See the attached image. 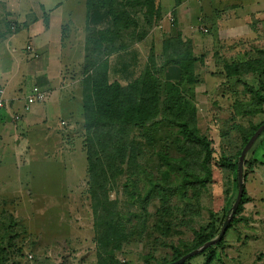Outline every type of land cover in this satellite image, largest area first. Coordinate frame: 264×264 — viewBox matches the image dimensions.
Returning <instances> with one entry per match:
<instances>
[{"label": "rangeland", "instance_id": "374dc122", "mask_svg": "<svg viewBox=\"0 0 264 264\" xmlns=\"http://www.w3.org/2000/svg\"><path fill=\"white\" fill-rule=\"evenodd\" d=\"M21 1L23 10L26 5ZM159 3L165 13L168 2L159 0ZM261 4V1L253 2L254 8L257 5L260 8ZM5 6L1 4L0 9ZM125 10L129 18L136 17L139 21L136 29L127 24L126 31L102 44L96 43L98 35L93 29L90 35L86 31L87 51L81 49V58L66 71V79L76 84L69 90L73 94L77 92L80 114L71 112L65 124L62 119L61 124L43 121L38 128L32 126L14 136L10 144L0 145L2 151L7 150V162L12 169V173L0 179V264H95L101 254L98 237L105 235V227L99 217L98 226L94 227L85 144L89 132L84 125L82 95L88 75L97 78L103 73V55L111 46H125L128 52L135 50L125 59L129 69L121 86L132 82L133 76L140 75L147 67L156 86L149 88L153 92L146 88L147 93L159 97L155 118L142 127L127 126V135L122 137L123 143L133 146L135 159L130 156L127 164L106 171L109 205L107 211L100 206L99 214L106 218V213L109 215L111 211L114 214L110 216L119 221L120 231L118 228L111 232L121 239L120 248L114 251L116 259L127 264L171 262L172 247L181 251L193 249L194 232L208 224L210 214L229 211L236 198V170L231 172L221 167L219 160L222 156L236 158L244 137L264 120V105L248 91L256 88L252 75L226 78L224 69L228 72L225 65L232 62H241L237 64L239 72L249 71L248 66L258 69L264 64V12L251 20L250 29L243 26L224 34L229 38L226 41L201 30L198 34L202 36L201 45L206 53L200 54L194 51L192 41L179 39L180 33L171 38L165 36V24L166 28L175 26L176 31L174 23L160 21L155 27L157 24L152 19L150 24L144 22L147 12L141 6ZM10 23L12 27L13 22ZM156 32L158 39L154 38ZM141 33H145L143 41L150 46L149 50L137 41ZM73 35L77 38L76 33ZM81 36L84 37V30ZM152 39L158 41L151 42ZM214 51L217 55L211 57ZM219 71H222L220 77L216 75ZM112 78L107 76L109 82H113ZM138 91L135 94L132 91L137 104ZM34 106L40 108L43 103ZM16 115L19 116L15 113L14 121L20 119H15ZM42 120L40 117L36 122ZM179 120L186 121L198 135L210 140L214 150L210 176L204 175L201 167L200 148L186 142L172 123ZM21 137L28 143L19 149L14 139ZM246 160L244 187L248 201L240 214L235 215L239 221L215 249L211 264H262L264 260V131L247 152ZM27 166L32 170L27 171ZM197 176L200 178L193 181L192 177ZM204 178L206 183L198 184ZM147 193V212H143L141 199ZM19 249L21 253L17 252ZM204 259V254L197 255L183 264H203Z\"/></svg>", "mask_w": 264, "mask_h": 264}, {"label": "crops", "instance_id": "0c3cea01", "mask_svg": "<svg viewBox=\"0 0 264 264\" xmlns=\"http://www.w3.org/2000/svg\"><path fill=\"white\" fill-rule=\"evenodd\" d=\"M20 1L0 0V6L7 5L0 9V112L3 113H0V145L5 146L13 141L14 136L22 134L32 126L38 128L43 125V121L51 124L59 123L62 119L65 124L68 114L81 112L77 92L74 90L73 94L72 90H69L76 85L75 81L66 79L68 75L65 74L76 63L75 60L81 58V49L85 51V32L89 24L86 0H24L26 7L23 10L20 8ZM166 1L168 3L165 13L161 5V23H174L177 29L175 31V26L166 28L165 24V36L173 37L180 33L183 40L192 41L194 51L200 54L206 53L203 49L205 46L201 45V30L210 31L214 38L226 41L229 38L224 34L243 26L250 29L251 20L260 17L259 14L264 12V8H261L264 7V0H182L179 4H176L175 0ZM254 1H261L260 8L258 5L254 8ZM10 21L13 22L12 27L8 24ZM90 25L93 26L91 23ZM7 29L10 32H6ZM21 30L24 31L23 34H20ZM83 30L84 37L81 36ZM75 33L77 38H74ZM156 36L157 32L154 38L158 39ZM143 40L138 41L143 43L140 46L145 49L148 47L149 50L150 46H146ZM28 46L31 47L30 50H27ZM127 50L126 48L115 51L103 59L108 77L114 76L112 81L120 85L125 84L126 70L129 69L125 59L129 52L135 51ZM213 55H217V52L214 51L211 57H214ZM221 72H216V75L222 76ZM138 76L140 77L141 73ZM138 76H133V80ZM35 85L42 87L46 92L43 106H34L31 112L22 114L24 97ZM15 113L20 116L17 121L13 120ZM40 117L43 120L36 122ZM6 122L10 128L6 126ZM14 140L18 148L28 143L25 137ZM1 152L0 179L12 173L7 162V150ZM19 157L17 158L20 160ZM29 170L32 168L27 171ZM22 182L20 178V183Z\"/></svg>", "mask_w": 264, "mask_h": 264}, {"label": "trees", "instance_id": "16d2710c", "mask_svg": "<svg viewBox=\"0 0 264 264\" xmlns=\"http://www.w3.org/2000/svg\"><path fill=\"white\" fill-rule=\"evenodd\" d=\"M181 1L182 0H175V3L179 4ZM86 5L87 23L89 22V24H87L86 31L88 35H90V29H93L92 31H95L98 35L95 41L96 43L99 42L100 44L111 42L114 38V35H119L122 30L126 31L128 26H133L132 28L136 29L139 21L136 20V17L129 18L131 16L125 10L127 7L133 8L141 6L143 9H145V13L147 12L145 14L147 18L144 22L150 24L153 20L157 24L155 27L159 25V22L162 19V10L159 0H86ZM90 23L93 24V26H91ZM178 36L179 39L182 40L180 35ZM145 38V33L138 34L137 41H141ZM85 42V51H87V35ZM124 48L125 46H111L107 53L103 55V59L108 54L122 50ZM101 52L103 51L101 50ZM237 64H241V62H232L228 63V65H225V68L228 72H226L224 69V76L226 78H239L241 74L252 75L256 82V88L253 87V90L251 88L248 89V91L251 93V97H253L260 104L264 105V64L260 65L258 69H253V66H248L250 70L247 72H239L238 70L240 69H238L237 66L239 65ZM244 65L247 66V64ZM146 70L147 67L145 68L144 72L141 73L142 77L133 80L126 86H121L117 82H109L107 79L108 75L106 66L100 77L92 78L88 75L84 82L82 107L85 123L84 125L89 132V136L85 142L88 184L90 186L88 188L92 201V211L95 219L94 227L97 228L98 226L97 217H99V220L101 218L103 219L102 225L105 227V235H99L98 237V243L100 244L99 246H101L100 248L102 252L99 256L97 255L98 259L95 264H127V262H120L114 256V251L120 248L121 239L118 237L116 238V236H114V234L111 232L118 230L120 225L119 221L113 218V216H110L114 214L113 212L109 211V215L106 213V218H104L103 213L102 216H100L99 210L101 209L100 206H102V210L107 211V205H109L107 203V194L105 192V183L107 182L105 177L106 171L108 169L113 170L119 165L122 166L125 163L127 164L126 160H128L127 158H130V156L133 160L135 159L136 155L133 152V146L131 144L127 145L123 143L122 139L123 136L127 135L125 133L127 126H145L149 121L155 118L158 113L159 97L155 96L153 93H147L148 90L151 91V89H149L150 87L156 88V86L152 84L153 79L151 81V76ZM142 78L144 82L141 81ZM140 86H142L141 89ZM146 88H148V90ZM139 89L140 91H138ZM132 91L134 94L137 93V91L139 93L140 97H136L138 104L132 97ZM263 122L264 120L257 124L249 135L244 137L240 150L236 153V158L234 160L224 156L220 158L219 165L221 167L226 168L231 172L236 170L238 157L242 148ZM172 123L178 128V132L182 135L186 142L200 148L203 153L201 167L205 171L204 175L206 174L210 176V161L214 153L210 140H208L206 137L198 135L197 131L194 128H191V126H189V124L184 120H179ZM101 135L103 136L102 139L100 138ZM95 137L98 138L94 139ZM104 161L108 163L107 166L104 165ZM246 162L247 160L245 156L244 163L246 164ZM245 169L246 168L243 166L244 181L246 180ZM199 178V176L196 178L192 177L193 181H196ZM205 181L206 179L204 178L202 181H198L199 183L196 182V184L198 183L203 185L206 183ZM235 182H237L236 179ZM148 194L149 193H147L141 199L144 204L141 208L143 212H147L145 203L147 199L146 196ZM246 201L248 200L246 198L245 187H243V194L240 203L232 220L227 225L222 239L214 246L209 247L199 254L205 255L203 264H211L214 261L215 249L223 244V238L226 232L239 221L238 218H235V215L240 214L242 206ZM227 214L228 211L224 212V210L219 214H210V221L208 224L204 227H200L198 231L194 232V238L192 242L193 249L186 251L187 248H184L186 245H183V248L185 249L183 251L172 247L173 258L171 262L178 260L188 252L196 249L197 247L199 248V246H202L206 242L210 241L214 237L213 235L220 230V227ZM108 246H111V248H108ZM17 252L21 253V249H19ZM171 262H164L163 264H169ZM262 264H264V260H262Z\"/></svg>", "mask_w": 264, "mask_h": 264}, {"label": "water", "instance_id": "95a60500", "mask_svg": "<svg viewBox=\"0 0 264 264\" xmlns=\"http://www.w3.org/2000/svg\"><path fill=\"white\" fill-rule=\"evenodd\" d=\"M264 130V122L257 128V130L253 133V135L249 138V140L246 142V144L244 145V147L242 148L240 155L238 157V161H237V168H236V180H237V194H236V198L231 206V208L228 211V214L226 215L218 235L216 236V238L206 242L205 244H203L201 247L196 248L190 252H188L187 254L183 255L181 258H179L178 260L171 262L169 264H183L185 261H187L188 259L199 255L200 253H202L203 251H205L206 249H208L211 246H214L215 244H217L218 242H220V240L222 239L227 225L229 224V222L232 220L236 209L240 203V200L242 198V194H243V187H244V178H243V163H244V159L245 156L247 154V152L249 151V149L251 148V146L253 145V143L255 142V140L260 136V134L263 132Z\"/></svg>", "mask_w": 264, "mask_h": 264}, {"label": "built area", "instance_id": "2783aa9c", "mask_svg": "<svg viewBox=\"0 0 264 264\" xmlns=\"http://www.w3.org/2000/svg\"><path fill=\"white\" fill-rule=\"evenodd\" d=\"M31 47L28 46L27 50H30ZM46 99V92L40 86H33L29 92L25 95L24 101L22 104L21 112L22 114H26L31 112L34 105L43 103ZM0 106H2V102L0 101ZM20 116L16 115L15 119H19Z\"/></svg>", "mask_w": 264, "mask_h": 264}]
</instances>
